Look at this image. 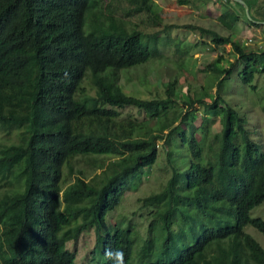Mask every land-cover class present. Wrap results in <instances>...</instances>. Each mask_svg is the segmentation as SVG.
Masks as SVG:
<instances>
[{
  "label": "trees",
  "instance_id": "trees-1",
  "mask_svg": "<svg viewBox=\"0 0 264 264\" xmlns=\"http://www.w3.org/2000/svg\"><path fill=\"white\" fill-rule=\"evenodd\" d=\"M228 1L240 9L221 12L228 29L243 15L264 33V24L249 20L241 4ZM244 1L249 10L257 6ZM95 5L96 0H0V73L28 53L36 65L27 142L0 148L1 164L24 159L28 170L25 189L2 200L15 211L9 215L13 228L2 236L8 258L1 264H77L66 243L89 226L103 232L98 236L102 264H111L105 255L109 249L123 252V264H264V248L243 230L251 225L264 232V220L250 216L264 201V148L251 139L233 107L219 104L224 100L218 93H204L212 100L205 103L198 126L193 106L203 98L180 96L176 77L164 83V97L125 94L117 84L120 72L157 55L148 41L158 34L145 36L116 16L110 4L105 11ZM154 6L153 0H140L136 11L151 13ZM178 28L206 34L212 44H229L243 62L244 84L264 70V49L248 51L231 33L197 24ZM208 68L219 74L218 92L229 69L218 59ZM86 79L93 93L85 89ZM179 101L193 109L182 111ZM124 106L142 110L147 119H119L115 107ZM217 116L220 131L212 129ZM21 121L0 110V123ZM177 138L187 147L188 159L170 149ZM157 142L169 147L171 175L161 190L141 200L159 226L135 251L134 224L111 230L105 215L143 169L156 163ZM67 177L73 180L63 185ZM158 235L162 240L156 245Z\"/></svg>",
  "mask_w": 264,
  "mask_h": 264
},
{
  "label": "rangeland",
  "instance_id": "rangeland-1",
  "mask_svg": "<svg viewBox=\"0 0 264 264\" xmlns=\"http://www.w3.org/2000/svg\"><path fill=\"white\" fill-rule=\"evenodd\" d=\"M259 8L260 16L254 12L252 6L249 10L251 18L264 17V0H253ZM140 0H96V10L105 11L109 4L111 9L126 24L135 27L145 36L158 34V37L148 41L150 46H156L159 53L151 57L147 62L137 65L129 70H122L117 79V84L127 95L149 99L154 96L164 97V83L178 79L177 90L180 96L191 98H203V102H195L194 109L198 110V116L194 121L199 125L204 115V105L209 103L218 93L224 101L220 105H230L239 116L244 118L245 127L250 132L251 139L264 148V70L257 71L251 83L244 84L239 72L243 68V62L228 45H216L211 43V37L201 34L196 30L178 28L184 24H197L205 28H211L222 34H232L243 45L249 38L252 39L246 50L254 51L264 48L263 31L261 28L247 24L243 15L240 20L228 29L219 18L222 11L228 9L234 11L237 4L228 0H153V11H136ZM252 2V0H249ZM108 5V6H107ZM240 12L239 8H237ZM156 13V15H155ZM255 18V19H253ZM89 16L86 18L84 29L87 32L91 28ZM148 40V37H146ZM260 45L262 48H260ZM219 61V65L229 69L224 74L226 77L218 92V73L209 70L208 65L213 61ZM36 65L32 54H24L14 59L8 69L0 73V110L13 117H21V122L0 123V148L13 144L25 145L29 135V117L31 115L30 101L35 87ZM84 87L89 93H93L88 79L84 81ZM207 93L209 96L204 95ZM189 94V95H188ZM214 99V98H213ZM182 111H189L188 104L179 101ZM119 112V119L130 118L136 122L145 121L147 116L142 110L133 106L115 107ZM193 109V108H191ZM152 123V122H150ZM132 126V125H131ZM181 129L184 128L182 124ZM134 131V127L129 128ZM214 131L221 130L220 118L217 116L212 124ZM136 134V132H134ZM138 133V132H137ZM179 139L173 140L170 149L178 154L185 153L188 159L187 147L179 145ZM162 142H157L160 154L156 163L143 169L142 176L135 183L127 187L120 203L112 211L105 215V222L111 230L116 226L124 227L127 223L134 224L138 236L135 238V251H138L143 240L153 236L159 226L155 217L151 215L149 208L142 206V198L152 192H157L164 187L171 175L166 150L169 149ZM25 160H17L16 163H0V264L8 258L4 248L2 236L13 228L14 224L9 218L15 211L2 200L8 192H22L26 187ZM73 178H66L63 185L71 182ZM251 217H260L264 220V201L253 207ZM154 222L152 231L149 225ZM264 248V232L251 225L243 228ZM102 231H97L95 226H89L81 232L78 239L70 240L66 247L76 253L77 264H102L101 244L98 236ZM156 245L162 238L156 236ZM98 243V244H97Z\"/></svg>",
  "mask_w": 264,
  "mask_h": 264
},
{
  "label": "clouds",
  "instance_id": "clouds-1",
  "mask_svg": "<svg viewBox=\"0 0 264 264\" xmlns=\"http://www.w3.org/2000/svg\"><path fill=\"white\" fill-rule=\"evenodd\" d=\"M105 255L111 261V264H123V252L121 250L109 249Z\"/></svg>",
  "mask_w": 264,
  "mask_h": 264
},
{
  "label": "water",
  "instance_id": "water-1",
  "mask_svg": "<svg viewBox=\"0 0 264 264\" xmlns=\"http://www.w3.org/2000/svg\"><path fill=\"white\" fill-rule=\"evenodd\" d=\"M233 1H236V2H238L239 4H241L242 6H243V8H244V12H245V14L249 17V18H251V16H250V14H249V7H248V5H247V3L244 1V0H233ZM254 22H257V23H260V24H264V21H254Z\"/></svg>",
  "mask_w": 264,
  "mask_h": 264
},
{
  "label": "crops",
  "instance_id": "crops-1",
  "mask_svg": "<svg viewBox=\"0 0 264 264\" xmlns=\"http://www.w3.org/2000/svg\"><path fill=\"white\" fill-rule=\"evenodd\" d=\"M253 9H254V12H255L256 14H258L259 16L261 15L260 12H259V8L256 7V5H254ZM256 20H257V21H264V17H263V19H262L261 17H260V18H256Z\"/></svg>",
  "mask_w": 264,
  "mask_h": 264
},
{
  "label": "built area",
  "instance_id": "built-area-1",
  "mask_svg": "<svg viewBox=\"0 0 264 264\" xmlns=\"http://www.w3.org/2000/svg\"><path fill=\"white\" fill-rule=\"evenodd\" d=\"M263 39H264V34H263V37H262ZM252 41V39L251 38H249L247 41H245L244 42V44L245 45H248L249 44V42H251ZM260 48H262V46L260 45ZM264 49V48H263ZM263 49H261V50H263Z\"/></svg>",
  "mask_w": 264,
  "mask_h": 264
}]
</instances>
